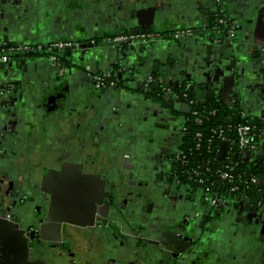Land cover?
I'll return each instance as SVG.
<instances>
[{
    "label": "crops",
    "instance_id": "1",
    "mask_svg": "<svg viewBox=\"0 0 264 264\" xmlns=\"http://www.w3.org/2000/svg\"><path fill=\"white\" fill-rule=\"evenodd\" d=\"M227 6L238 25V35L231 45L223 39H214L208 31L217 9L214 0H0V42L16 44L14 47L58 40H89L107 33L158 31L169 36V31L180 27L201 31L188 42L165 40L129 46L123 51L110 47L100 52L82 53L80 57L66 56L64 72L56 71L44 55L15 53L12 62L0 70V144L12 148L13 155L24 161L29 149L36 157L57 154L64 137L77 130L80 135L83 130H93L96 136L93 141L79 140L86 156H97L100 141L94 116L103 109L104 102L128 96L135 100V107L143 111L139 121L147 116L153 124V130L147 132L144 142L136 139L135 151L139 148L138 154L151 160L149 170L156 181H161L165 184L163 188L169 190V195H162V199L167 198L169 204L170 195L174 196L171 205L177 211H171L172 215L183 213L187 205L193 203L187 198L191 191L182 184L175 185L168 178L173 170L174 148L181 146L178 142L174 145L173 141L174 134L178 140L177 127L186 116V104L152 95L143 98L147 94L145 85L150 80L162 87L192 82L206 97L238 107L248 122L263 124L264 86L258 62L264 48V0H227ZM110 70L118 87L96 93L91 74L97 71L109 73ZM4 79L8 80L9 87L3 88ZM174 95L177 98V94ZM26 107L29 113L23 116L21 112ZM12 109L17 119L11 117L9 111ZM35 113H40L38 119ZM262 131L260 143L264 142ZM119 150V146L111 147V152L120 160L127 159L128 155H121ZM103 152L99 154L109 157L110 151ZM7 170L5 167L2 172ZM132 186L134 192L137 189L151 192V187L156 188L151 185L145 188L137 181ZM76 190L73 189L71 201L59 200V203L54 191L50 202L60 208L68 204L72 216L69 218L63 211L58 213L61 219L82 224L86 222L83 217L102 207L104 198L97 191L94 195L81 192L82 198H79L74 196ZM254 206L257 209L248 207L245 210L240 205L236 208L225 205L219 210L213 219L218 221L214 225L221 226L218 243L224 242L228 250L218 248V243L213 242L214 252L205 256L206 261L213 258L221 264H264V205ZM206 227H209L207 223ZM86 239V245L91 246L90 256H87L94 259L95 264H100L98 254L106 249L105 241H117L111 231L90 233ZM9 240L6 238L7 248L0 249V264H11L14 255L21 257V264H28V250ZM143 257L139 263H143Z\"/></svg>",
    "mask_w": 264,
    "mask_h": 264
},
{
    "label": "flooded vegetation",
    "instance_id": "2",
    "mask_svg": "<svg viewBox=\"0 0 264 264\" xmlns=\"http://www.w3.org/2000/svg\"><path fill=\"white\" fill-rule=\"evenodd\" d=\"M214 2L217 9L214 20L208 25V31L211 36H215L214 39L218 41L223 39L231 45L238 35V25L231 18L227 0H214ZM230 26L235 28V33L233 37L229 38L227 31ZM182 29L193 30V36L182 40L174 39L173 34ZM141 32L144 31L128 33ZM169 32L171 33L169 36H164L162 32L148 31L145 33L158 34L162 38L152 43L127 44L115 49L123 51L129 46L156 44L165 40L176 43L188 42L197 37L201 31L190 27H180ZM122 34L126 33H107L89 40H65L77 43L80 49L74 53H64L54 63L45 52L36 49L39 45L45 46L52 42L48 44H29L27 46L34 50L29 51L30 53L27 52L25 55H44L51 65L56 67V71L64 72L66 56L80 57L82 53L104 51V49L111 47L108 40ZM8 45L10 43L0 42V46L4 48H7ZM13 57L14 55L4 64L11 63ZM259 59L258 63L261 65L264 86V48L261 50ZM91 77L96 93L118 87L113 80L111 70L109 73L108 71H97L92 73ZM7 81V79H4L3 88L9 87L6 84ZM149 82L145 85V91L148 95H144L143 98L148 99L150 98L149 95H152V97L165 98L170 102H174V99L181 101V97L187 100V103L181 101L186 104L184 107L186 116L182 124L174 127V129L178 128V140H176L174 134V145L178 142L182 146L190 113L194 115L195 107L210 98L203 95L199 90L200 87L196 85L194 89L195 97L191 99L188 89L191 88L192 82H183L180 83L181 85H175L176 87L166 86L167 88L165 86L159 88L158 84L152 80ZM175 89L178 92H175ZM181 92H183V95ZM170 94L174 97L176 96L174 94H177V98L170 97ZM138 96L140 97V95ZM113 100L110 99L104 102L102 104L103 109H100L99 113L93 118L94 127L99 131L97 136L100 144L98 145L99 152L97 156H86L80 146L82 145L80 140L83 139L84 142H87L96 138L93 130H90V132H84L83 130L81 135L80 131L77 130L72 135L64 137V140L58 145L61 149L57 154H47L46 156L39 154L40 156L36 157L30 154L29 149V153L27 152L25 155L27 158L24 161L13 155L12 148H5L6 144H0V249L7 248L6 238H9L7 227L12 228L15 226L22 238L28 241V258L31 262L29 264L37 262L41 264H95L94 259L91 260L89 257L88 250L91 246L90 244L86 245V237L90 233L111 231L115 234L117 241H105L104 246L106 249L98 254L100 264H221V261H213V258H209L207 261L205 259L206 255L214 252L211 247L213 242L215 244L219 242L217 235L221 226L214 225L218 222L213 220L214 217H217L219 210H222L225 205L235 208L240 205L245 210H247L246 206L249 205L248 201H251L253 205H264V190L257 189L253 191L251 186H248L241 195H237L235 192V194H231L226 202H219L212 207L205 198V185L199 182L201 173L193 172L189 178L187 173L183 174L182 169L177 166L181 162L179 161L180 151L178 148H174L171 162L173 170L170 174L171 177L168 176V180L177 186L181 184L187 186L191 191L187 198L193 203L187 205V209L182 211L183 213L176 212L172 215L171 211H177L175 206L171 205L174 196L170 195L169 204L167 198L162 199L164 195H169L167 194L169 190L166 191L163 188L165 184H161L159 180L156 181L154 174L149 170L151 160L148 157L140 156L138 154L139 148L135 151L137 148L135 146L136 139L144 142L147 132L153 130L151 120L146 116V118L139 121L143 111L135 107L133 98L126 96L124 99L119 98L118 101ZM191 100L194 101V104L190 103ZM84 106L86 105L84 104ZM28 107L22 109L21 114L23 116L29 113ZM110 107H117V109L112 110ZM9 113L12 118L17 119L18 116L13 109ZM35 114L38 119L40 113ZM261 126L264 127V122ZM262 132L264 140V130ZM75 140H79L78 143H75ZM115 146L120 148L118 153L128 155L127 159L120 160L115 153L111 152V147ZM259 148L257 154L264 153V142L259 144ZM104 150L110 151L109 157L99 154L104 153ZM257 154H249L250 159L248 158V161H253L255 167L264 171V157L261 155L256 156ZM6 157L7 160H4ZM5 167L8 168L7 172H2ZM184 177L187 178L189 183L183 180ZM135 181L145 188H150L149 185L154 188L156 186V188L151 187V192H141L142 190L138 189L134 192L132 185L135 186ZM190 182L193 185H198V187L194 188ZM165 183L167 182L165 181ZM257 183L259 184V182ZM74 184H78L74 194L76 197L82 198L79 196L81 192L92 194L97 191L104 198L102 207L95 214L99 220L95 218L92 224L65 222L64 219H61V215L58 214L60 212L57 209H54L57 215L53 211L51 212L50 195H53L54 191L61 196L70 193L71 190L73 192ZM259 185H264V181L260 180ZM208 193L211 194L209 191ZM252 194L255 195V198L251 197ZM259 195H262V197L260 198ZM220 204H222L221 207ZM64 206L66 208L69 205L65 203ZM69 216L71 218L72 214ZM171 221L174 224H171ZM204 222L209 225L208 228ZM166 230L176 232L179 235L178 238L169 235ZM163 244L167 247L164 248ZM217 246L226 251L228 250V245L226 246L224 242L218 243ZM81 248H83L82 251ZM94 250L96 249L94 248ZM78 251H80V254ZM141 256H144L142 258L143 263H139ZM75 258H78V260L75 261Z\"/></svg>",
    "mask_w": 264,
    "mask_h": 264
},
{
    "label": "trees",
    "instance_id": "3",
    "mask_svg": "<svg viewBox=\"0 0 264 264\" xmlns=\"http://www.w3.org/2000/svg\"><path fill=\"white\" fill-rule=\"evenodd\" d=\"M158 87L162 88V86ZM195 88V84L191 83V88L188 89L191 99L195 97ZM174 91L178 92L177 89ZM195 110L197 115H192L190 113L183 144L179 149L180 152H183L185 156H187L186 163L182 164L180 162L177 166L184 171V174L187 173L188 178L193 172L201 173V178L204 180L205 185L204 189L212 194L219 193L225 196L227 190L230 188V185L224 184L216 174L217 170L225 166L235 167V185L239 188L236 192L237 195H241L248 186H251L253 191L257 189L264 190V185L261 186L257 183L258 180L264 181V171L255 167L253 161H248L250 159V153L237 149L234 142L236 139L235 132L233 130L229 131L228 128V126L234 127L247 121L241 116V110L238 107L233 108L226 104V102L217 101L216 99L205 100L202 104L196 106ZM195 119L201 120L202 124L196 125L194 122ZM251 123L255 126L256 133L259 135L262 126L257 122ZM219 129L225 130L227 138L230 141V147L227 149L226 156L223 159H220L221 143L214 135V131ZM197 133H201L203 136L201 147L198 150H196L195 140V135ZM231 143L234 144L232 147ZM245 159L247 160L246 162L244 161ZM207 170H209V172ZM251 179H256V181L251 182ZM183 180L187 181V178L184 177ZM187 183H189V181H187ZM190 184L194 188L198 187V185H193L191 182ZM252 196L255 198L254 194H252L251 197Z\"/></svg>",
    "mask_w": 264,
    "mask_h": 264
},
{
    "label": "built area",
    "instance_id": "4",
    "mask_svg": "<svg viewBox=\"0 0 264 264\" xmlns=\"http://www.w3.org/2000/svg\"><path fill=\"white\" fill-rule=\"evenodd\" d=\"M235 33V28L230 26V28L227 31V36L233 37ZM194 31L191 29H182L179 31H176L173 34V38L176 40H182L184 38H189L193 36ZM162 37L161 35L154 34V33H126L122 35H118L116 37L111 38L108 40V43L111 47L114 48H120L127 44H134V43H152L155 41L160 40ZM37 50L45 52L50 60L54 63L57 61V59L66 52H77L80 49V46L77 43H74L72 41H65V40H58L54 41L48 45L42 46L39 45L36 48ZM34 49H31L30 46L24 45L20 47H7L4 48L3 46H0V63H7L12 55L15 53L17 54H27V52L32 51ZM30 53V52H29ZM191 104H194V101L191 100ZM194 115H197L196 110L193 113ZM196 125H201L202 122L199 119H195ZM229 131L233 130L236 135V139L234 140L237 149L243 152H248L251 155H255L259 152V144L260 140L258 137V133H256L255 126L252 125L251 122L246 121L245 123H241L236 126H228ZM215 138L222 144L227 143L228 149L230 147V141L227 138V134L225 133L224 129H219L217 131H214ZM196 140V150L200 149L202 135L201 133H197L195 135ZM211 142V141H210ZM234 145L231 143V147ZM180 161L182 164L186 163V157L183 152H180ZM209 172V171H208ZM235 167L233 166H225L223 168H220L216 171L217 176L224 182L226 185H230L229 190H227L225 196L221 195L219 193H211L209 195L208 191L205 190L206 193V200L209 201V204L213 207L216 206L219 202H226L231 194H235L239 190L238 186L235 185V177H234ZM184 174V171H183ZM256 181V179H251V182ZM199 182L201 184H204V180L200 177ZM235 185V186H234ZM223 186V185H222ZM221 187V186H220ZM228 187V186H227Z\"/></svg>",
    "mask_w": 264,
    "mask_h": 264
},
{
    "label": "water",
    "instance_id": "5",
    "mask_svg": "<svg viewBox=\"0 0 264 264\" xmlns=\"http://www.w3.org/2000/svg\"><path fill=\"white\" fill-rule=\"evenodd\" d=\"M14 46H16V44L15 45H8V47H14ZM9 64V63H8ZM8 64H4V63H0V70L1 69H4L5 68V66H7ZM235 68V67H234ZM114 90H116V88H114ZM181 94L183 95V92H181ZM181 101H186V103H187V100L186 99H184V97H181ZM227 149H228V144L227 143H222L221 144V149H220V159H223L225 156H226V153H227ZM264 153H259V154H257L256 156H263L264 157V155H263ZM258 182H259V184H260V181L258 180ZM74 186V188H78V184H74L73 185ZM70 193H66L64 196H63V194H62V196L61 195H55V198H57V197H59V199H58V203H59V200H61V201H71V197H72V195H73V192H72V190L71 191H69ZM94 193H96V192H93V195H94ZM98 193V192H97ZM101 194V193H100ZM259 197L261 198L262 197V195H259ZM258 197V198H259ZM64 199H66V200H64ZM248 203H249V205H247L246 207V209H249L248 207H251L252 209H257L252 203H251V201H248ZM255 203V202H254ZM59 205L58 204H52V206H51V212L53 211L54 213H55V215H57V213L54 211V209H57L59 212H61V211H66L65 213H66V215H70L71 214V212L70 211H68V210H70V206H67L66 208H60V207H58ZM222 206V204H220V207ZM251 209V210H252ZM96 209H94L92 212H89L88 213V216L87 217H83V218H85L86 219V222H83V224L84 225H88V224H92L94 221H95V218H97L96 217ZM65 217H67V216H65ZM84 219V220H85ZM97 220H99V218H97ZM64 221L65 222H70V223H74V222H72V221H70V220H66V219H64ZM7 229H8V233H9V239L10 240H12V242H16V243H14V244H16V245H18V246H20L21 248H23V250L25 249V251L26 250H28V241L26 240V239H24L23 238V240L20 238V236H19V232L17 231V229H16V227L14 226V227H12V228H10V227H7ZM166 232L169 234V235H172L174 238H178V236L179 235H177V233L176 232H172V231H168V230H166ZM21 235V234H20ZM9 240V241H10ZM163 247L164 248H166L167 246L166 245H164L163 244Z\"/></svg>",
    "mask_w": 264,
    "mask_h": 264
},
{
    "label": "rangeland",
    "instance_id": "6",
    "mask_svg": "<svg viewBox=\"0 0 264 264\" xmlns=\"http://www.w3.org/2000/svg\"><path fill=\"white\" fill-rule=\"evenodd\" d=\"M58 194V193H57ZM56 201H58V199H55ZM9 250H7V252H8ZM27 254H28V251H27ZM24 257H25V255H24ZM8 258V260H9V256L7 257ZM11 258V257H10ZM28 261V260H27ZM20 262H22V259H21V257L19 256V255H14L12 258H11V264H21ZM30 263V260H29V262H28V264Z\"/></svg>",
    "mask_w": 264,
    "mask_h": 264
}]
</instances>
